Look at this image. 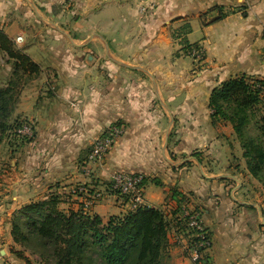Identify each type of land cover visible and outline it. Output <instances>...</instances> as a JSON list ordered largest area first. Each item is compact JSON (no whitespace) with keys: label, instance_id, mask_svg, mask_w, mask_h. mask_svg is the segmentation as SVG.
<instances>
[{"label":"crops","instance_id":"crops-1","mask_svg":"<svg viewBox=\"0 0 264 264\" xmlns=\"http://www.w3.org/2000/svg\"><path fill=\"white\" fill-rule=\"evenodd\" d=\"M20 1L36 6L41 20L48 12L53 19L56 31L39 30L37 40L23 51L41 66L54 67L59 78L57 94L65 102H74L64 110L72 144L82 147L87 140L100 137L113 120H124L126 135L116 141L114 152L147 149L153 157L146 165L160 167L156 172L167 171L154 176L160 177L161 185L152 179L145 181L147 205L178 206L173 198V190H177L190 207L202 212L211 237L209 264H264V186L248 171L233 125L222 120L213 123L209 106L212 90L232 77L264 79V0L13 3L19 5ZM7 2L0 0V7H7ZM40 7L45 8L44 13ZM220 13L225 14L222 19L210 22ZM186 22L192 28L186 38L203 48L202 57L186 54L180 39L173 37ZM15 28L12 25L5 31L14 38L22 35L24 43L28 41L29 31ZM48 40L57 46H50ZM85 55L93 62L86 63ZM103 56L107 61L102 62ZM103 68L110 69L112 76L106 99ZM46 81H35L22 94L23 102L31 104L29 118L42 137L52 129L59 108L45 91ZM135 87L147 90L137 92ZM261 114L264 116L263 108ZM172 123L174 141L171 137L167 140ZM168 141L172 151L184 155L189 167L180 172L179 167L174 169L175 164L167 168L164 151ZM5 172L0 179V225L7 231V225L10 228L17 212L34 201L32 198L43 200L50 195L53 189L46 184L55 175L48 170L32 179L24 171ZM114 198L91 207L84 201L82 208L106 222L128 208L126 202Z\"/></svg>","mask_w":264,"mask_h":264},{"label":"rangeland","instance_id":"rangeland-1","mask_svg":"<svg viewBox=\"0 0 264 264\" xmlns=\"http://www.w3.org/2000/svg\"><path fill=\"white\" fill-rule=\"evenodd\" d=\"M13 1L8 0L7 7H0V13L5 12L0 15V28L5 31L6 28L9 30L12 25H15V29L29 31V39L25 43L23 41L18 43L16 38L9 35L17 49L24 50V47L35 42L39 30L45 32L56 31V28L52 27L53 19L49 16V12L48 14L44 13V7H40L44 13V20H41L36 15V6H29L23 1H20L19 5H17V2L13 3ZM48 42L50 46H57L54 40H48ZM92 55L97 57L95 54ZM84 59L86 63L93 62V59L90 60L88 55H85ZM101 59L102 62L107 61L106 56H103ZM42 65L44 67L40 65L41 70L39 74L29 75L23 72V68L16 70L15 61L9 58L4 51L0 50V87H7L9 85L14 87L13 100L9 106V117L6 120L8 128L2 129L0 126V179L2 178L1 175L6 174L5 170L13 173L24 171L25 176L32 179L44 176L48 170L50 172L53 171L52 173H54L55 177L46 184V187L49 186V189H53V191L45 199H49L52 195L58 201V209L65 212H69L71 208L84 207V201L88 199L87 194L71 192L70 186L84 185L90 190L88 194L100 191L103 199L96 204H108V201L112 202V199H115L114 196L118 197L123 203L126 202L125 198L110 190V178L115 172L139 173L144 176L145 180L152 179L157 183L161 182L160 177L154 176H157L158 173L167 174V171L165 173L162 171L156 172L160 167L153 168L146 165V163L151 161L150 158L153 157V155H150L152 152L147 149L141 151L139 148H125L119 150V152H114V147H112L107 156L99 161L88 158L96 138L87 140V143L81 144L82 147L73 145L71 141L73 137L71 136L72 131L65 122L64 110H69L75 104L74 102L72 104L65 102L57 94L59 89L57 70L51 65ZM100 71L103 73V99H106L110 92L111 71L106 68ZM46 79L47 81L44 84L47 85V89L45 91L52 101H55L59 106V108H56L58 113L54 119L53 127L43 137L37 130H35V136L32 138L18 136L14 131L15 124L21 119L30 120L28 111L31 104L23 102L22 94L27 87L30 88L31 85L35 84V81L39 82V80ZM135 89H137V92L147 90L142 87H135ZM104 106L108 107L107 105ZM261 108L264 109V104ZM106 111L107 108L104 109L105 113H107ZM121 120H113L109 126L112 124H124L125 132L122 135L124 136L126 135L127 126L126 122ZM168 128L169 139L171 137V140L174 141L176 134L174 133L173 123ZM247 132L250 135L258 134L254 121L249 125ZM133 146L135 147V145ZM172 147L171 142L169 143L168 141L164 151L165 158L167 157L168 159L167 168H169L170 164L171 166L175 164L174 169L179 167L180 172L181 169L186 166L189 167L188 165L190 164L187 161H183L184 155L172 151ZM162 153L161 148L160 165L163 166L165 161ZM137 166H140V169ZM163 177L165 176L163 175ZM64 187H67V189H64ZM45 193L47 196V191ZM31 200H34L31 202L40 201L39 199L35 200V198ZM188 204L189 201L186 199L183 200L179 207L177 205L171 207H163V205L160 207L163 209L168 222L167 245L163 249L162 264H200V262L194 261L190 254V249L195 244L194 232L186 226L182 219L183 209L187 208ZM165 205L167 206V204ZM124 209L125 211H122L121 214L131 211L127 207ZM114 210L111 207L110 213H113ZM7 227L8 230L6 231L0 225V264H57V259L52 252L49 251V253L39 246L35 239H30V241L25 243L15 242L12 234L13 223L10 228L9 224ZM207 258V255H205L203 261H207ZM86 262L87 264H100V259L93 252Z\"/></svg>","mask_w":264,"mask_h":264},{"label":"trees","instance_id":"trees-1","mask_svg":"<svg viewBox=\"0 0 264 264\" xmlns=\"http://www.w3.org/2000/svg\"><path fill=\"white\" fill-rule=\"evenodd\" d=\"M220 13L210 20L219 21ZM186 22L173 32L180 39L182 50L190 55L191 48L186 38L191 32ZM0 50L15 61L16 70L36 75L41 67L22 49H17L13 40L0 29ZM14 87H0V126L7 129L9 106L13 100ZM264 104V79L246 75L232 77L212 90L209 106L213 123L226 121L233 125L235 134L243 147V157L248 171L264 186V116L260 108ZM255 122L257 135L247 132ZM144 178V184H145ZM158 184L161 185V182ZM173 198L181 204L187 198L173 190ZM58 201L49 199L31 202L23 206L13 222L12 234L17 243L35 239L46 251H51L57 264H87L95 252L100 264H162V254L167 245L168 222L163 209L144 205L126 214L111 215L105 222L96 214L83 208L69 212L58 209ZM178 205V206H179ZM50 253V252H49Z\"/></svg>","mask_w":264,"mask_h":264},{"label":"built area","instance_id":"built-area-1","mask_svg":"<svg viewBox=\"0 0 264 264\" xmlns=\"http://www.w3.org/2000/svg\"><path fill=\"white\" fill-rule=\"evenodd\" d=\"M16 41L18 43L23 41V36L18 35ZM190 55L195 58L202 57L203 48L199 46L192 47ZM14 131L18 136L32 138L35 136L34 122L32 120L21 119L15 124ZM124 132V124L110 125L100 137L96 138L88 158L90 160H103ZM109 187L111 191L125 198L128 208L131 211H135L139 207L147 205L145 199L144 176L142 174L115 172L110 178ZM71 192L87 194L88 199L85 200L86 207H91L103 199V195L100 191L88 194L90 190L81 184L72 186ZM182 213V219L186 226L191 228L194 232L195 244L193 248L190 249L192 259L200 262V264H209L207 261H203V259L211 246V237L202 220L201 210L188 205L187 208L183 209Z\"/></svg>","mask_w":264,"mask_h":264},{"label":"water","instance_id":"water-1","mask_svg":"<svg viewBox=\"0 0 264 264\" xmlns=\"http://www.w3.org/2000/svg\"><path fill=\"white\" fill-rule=\"evenodd\" d=\"M168 138H169V134L167 135V140H168Z\"/></svg>","mask_w":264,"mask_h":264}]
</instances>
